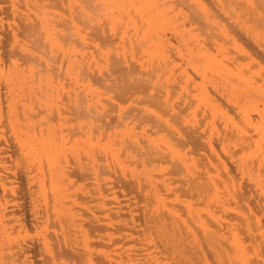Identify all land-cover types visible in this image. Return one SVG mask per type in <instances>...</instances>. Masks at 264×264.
I'll return each instance as SVG.
<instances>
[{
  "label": "bare ground",
  "instance_id": "bare-ground-1",
  "mask_svg": "<svg viewBox=\"0 0 264 264\" xmlns=\"http://www.w3.org/2000/svg\"><path fill=\"white\" fill-rule=\"evenodd\" d=\"M46 1L0 22V264H264V0Z\"/></svg>",
  "mask_w": 264,
  "mask_h": 264
},
{
  "label": "rangeland",
  "instance_id": "rangeland-1",
  "mask_svg": "<svg viewBox=\"0 0 264 264\" xmlns=\"http://www.w3.org/2000/svg\"><path fill=\"white\" fill-rule=\"evenodd\" d=\"M10 1H12L11 3H12V5H13L12 10L10 11V14H11V12H12V14H13V11H14V12H15V13H14L15 15H14V14H13V16H12V15H9V14H8V15H9V16H12V18H13V17H14V18H13V20H12L11 17H8V18H7V17H6L7 14L4 15V14H5V13H4L3 15H2V14L0 15V19H1L0 22L6 20V21H9V22H6V21H5V23H8V24H10V25H11V24H15V23H18V24H19V22H18V19H19V18H17L18 16L16 15V14H19V12H20V15H23V14L25 15V13H26V15H31V16H32V14H33V15H36L37 9L35 8V9H36V10H35V9L32 8V7H31L32 10H31L30 8H26V6H24L25 4L22 3L23 0H20V1H19V0H16L18 4L15 3V0H10ZM44 1L47 2L46 0H44ZM32 2H33V1H32ZM37 2H38V1H37ZM13 3H14V4H13ZM20 3H22V5H20ZM41 3H42V2H40V4H41ZM47 3H49V1H48ZM23 4H24V5H23ZM38 4H39V2H38ZM14 5L16 6V10L19 9V10H17V12H16V10H15ZM19 5H20V7H19ZM23 6H24L25 9H22ZM28 7H30V6L28 5ZM20 8H21L22 10H20ZM45 8L48 9V12H50V13H49L50 15H49V14L46 15V17H47L48 19H52V20H48V23H49V24L54 23V19H56V18H55V16H56L55 13H57V12L60 13V11H59L58 9L56 10V9H55L56 7H52V11H51V6H49V7H45V5H44V9H45ZM29 9H30V10H29ZM46 9H45V10H46ZM49 9H50V10H49ZM54 9H55L56 11H55ZM23 10H24V11H23ZM26 10H28V12H27ZM32 11H33V13H32ZM34 11H35V12H34ZM46 11H47V10H46ZM53 11H54V12H53ZM29 12H31V13H29ZM51 12H53V13H52L53 15L55 14V15H54V18H50V17H49V16L53 17L52 14H51ZM61 14H62V13H61ZM1 16L3 17V19L1 18ZM16 16H17V17H16ZM4 17L7 18L8 20L5 19ZM15 18H16L17 20H16ZM32 18H33V17H32ZM9 19H10V20H9ZM11 20H12L13 22H14V21H15V22L13 23ZM10 21H11L12 23H11ZM50 21H51V23H50ZM2 23H3V25H5L4 22H2ZM78 24H79V27H81L82 30H86V31H85L86 33H85V32L83 33V34H85L84 37H86V38H85L86 44H87V45L91 44L90 47H91V46L93 47L92 43H93L95 46H96V45H99V42L97 43V41H95V37H94V34H93V33H92L93 36H91V35H92L91 32H93V30H92L91 28L86 29L87 26L85 27V25H83V24H82V25H83L84 27H82V25H81L80 23H78ZM6 25H7V24H6ZM16 25H17V24H16ZM88 27H89V26H88ZM89 29H90V30H89ZM88 31H89V33H88ZM130 31H132V30H130ZM14 32H15L16 46L18 47V46L20 45L18 48H20L21 46L24 45L23 47H25L26 49H29V51H33L34 53H36L35 51H37V50H42V48H40V49L38 48V49H37V48H35V47H33V48H35L36 50H32V48H30V46H29V44L32 46V43H31V42H30V43L28 42V41H30V40L28 39V41H27V40L23 39V38H24L23 36H21V37H22V38H21L20 35L18 34V32H17L15 29H14ZM16 32H17L18 35L16 34ZM87 33H88L89 35H87ZM17 37H18V38H17ZM89 37L94 38V39H93V40H89V39H90ZM19 38H20V39H19ZM87 38H89V39H87ZM18 39H19V40H18ZM22 39L25 40V43H26V44L24 43V41H23V43H22ZM86 39H87V40H86ZM26 41H27V42H26ZM89 41H90V42H89ZM91 41H92V42H91ZM93 41H95V42H93ZM20 42H21V43H20ZM17 43H18V44H17ZM28 43H29V44H28ZM25 45H28L29 47H28V46H25ZM89 50L91 51L92 49L89 48L88 50L85 49L84 51L89 52ZM38 53H39V52L37 51L36 54L38 55ZM86 54H87V53H86ZM39 56H42V57H43L45 60H47L48 62L51 61V60H49V58L47 57L48 55H46V57H45V55H44V53H43V50L41 51V54H40ZM1 57H2V56H1V54H0V58H1ZM47 58H48V59H47ZM88 58H90L89 54H88V57H86V59H88ZM57 60H58V58H57ZM54 61H56V60H54ZM51 63H53V61H51ZM55 63H56V62H54L53 64H55ZM57 63H59V62H57ZM31 65H32V64H31ZM33 66L36 67V64H35V65L33 64ZM35 67H34V68H35ZM40 68H41V67H39V66L37 65V68H35V69H40ZM38 73H40V72H38ZM47 73H48V74L50 73L49 75H52V77H53V75H54L53 73H55V72H53V73H51V72H47ZM33 74H34V75H35V74L37 75V76L35 75V78H34V76L32 75L33 78H34V80H35L36 77H38V74H37L36 71H35ZM40 74L42 75V72H41ZM40 74H39V75H40ZM43 74L46 75L45 73H43ZM55 74L58 75V73H55ZM57 75H55L54 77H56ZM30 76H31V75H29L28 77H30ZM32 76H31L30 78L27 77V79H28L29 81H30V80H33V79H32ZM54 77H53L54 80H57V78L59 79V77H57L56 79H55ZM88 78H89L88 80L91 81V77L88 76ZM62 79H63V78H62ZM92 80H93V79H92ZM26 81H27V80H26ZM60 81H61V80H60ZM62 81H63V83H64V80H62ZM62 81H61V82H62ZM93 81H94V80H93ZM93 81H91V84H93ZM30 82H34V81H30ZM30 82H27L29 86L31 85ZM55 82H56V81H55ZM61 82H60V83H61ZM66 82H67V81H66ZM86 82H87V81H86ZM29 83H30V84H29ZM32 84H33V85L31 86L32 88L34 87V85H37L35 82L32 83ZM65 84H67V83H64V84H63V89H66L67 91L62 89L63 91L60 90V91H59V94H62V93L64 94V91L67 93V92L70 91L71 88H72L71 91H72V90L75 91V88L73 89V86L70 87V85L68 84L67 87H66ZM80 84H81V83H80ZM24 85H25L26 87H29V86H27L26 84H24ZM81 85H82V86H81ZM81 85H78L79 87H76V88H77V91H76L77 93H78V91H79V93H81L82 91L84 92V90H85L86 87L82 89L83 84H81ZM94 85L96 86L97 84H94ZM94 85H93V86H94ZM23 87H24V86H23ZM65 87H66V88H65ZM67 88H68V89H67ZM78 88H79V89H78ZM33 89H34V90H33ZM33 89H32V91H30L29 88L27 89V91H26V89H25V90H24V91H25V93H24V94H25L24 98H25V97L27 98V96H28L29 93H30L29 97H30V100H31V101H30L29 99L26 100V101H28L27 104L30 105V104H29V101L32 102L30 106L32 107V109H35V110L37 111V109L35 108L37 104H34V103H36V100H35V99L33 100V98H35L34 95H35V96H36V95L38 96V94H36V92H35V90H37V87L35 86ZM68 90H69V91H68ZM101 90H104V89L101 88ZM33 91H34V92H33ZM80 91H81V92H80ZM85 91H86V90H85ZM61 92H62V93H61ZM83 92L81 93V95H83L84 93L86 94V92H84V93H83ZM66 93H65V95H66ZM63 94H62V95H56V97L54 96V101H53V102H56V104L54 103V105H55L54 107L58 106L59 112L61 111V113H62V114L59 113V115H61L60 117H62V118H63V117H64V118L66 117L67 120H68L69 117H67V116L69 115V113H70L69 111H71V110H69V108H68V110H69L68 112H69V113H68V115H67V113H66V111H65V115H66V116H64V114H63L64 111H62V109H60V108H62V107H65V109L67 110V107H66V106H67V105H66V101H64V100H67V98H66L65 95L63 96ZM85 94L83 95V98H84ZM26 95H27V96H26ZM37 96H36V97H37ZM57 96H60V97H61V98H59L60 101L58 100ZM62 96L65 97V98L63 99ZM87 96H88V95L86 94L85 98H86ZM108 96H109V94H107V97L103 95L102 97H104L105 102H104L103 99H101L98 103H96V102L94 101L93 97H92V98H91V104H90L91 107H93V108L96 109L97 111H103V112H101L102 114H105V113H106V114H108V115H111V113H112V116H114L115 114H117V112L121 113V111H122V116L125 117V113H126V117L131 116V113H130V115H129V113H128V109L132 108L131 105L134 104L133 102H129V103H127V105H126V103H124V104H123V103H122V104L120 103L121 105L118 104L119 107H118V106H111L110 104H108V101H107V100H110V99H112V98H111V96H109V97H108ZM38 97H39V96H38ZM38 97H37V98H38ZM55 99H57V100L55 101ZM92 99H93V101H92ZM33 101H34V103H33ZM57 101H59L61 104H60V103L58 104ZM61 101H63V102H61ZM101 101H102V102H101ZM114 101H115V100H114ZM64 102H65V104H64ZM93 102H94V103H93ZM92 103H93L94 105H93ZM105 103H106V105H105ZM117 103H118V102H117ZM95 105H96V106H95ZM129 105H130V106H129ZM97 106L99 107L100 110L97 109V108H98ZM120 106H122V108H121ZM127 106H128V107H127ZM145 106H146V105H145ZM37 107H38V106H37ZM96 107H97V108H96ZM105 107H106V109H105ZM115 107H116V108H115ZM125 107H126V109H125ZM129 107H130V108H129ZM146 107H147V106H146ZM147 108H148V107H147ZM56 109H57V107H56ZM65 109H63V110H65ZM101 109H102V110H101ZM108 109H109V110H108ZM119 109H120V110H119ZM35 110H34V111H35ZM105 111H109V112H105ZM54 113H55V115L58 114L57 110L54 109V111H53L51 114L53 115ZM109 113H110V114H109ZM113 113H114V114H113ZM123 113H124V114H123ZM158 114H159V113H158ZM70 115L73 116V114H70ZM53 116H54V115H53ZM71 116H70V117H71ZM54 117H55V116H54ZM56 117H57V115H56ZM128 118H129V117H128ZM128 118H126V120H125V118H124V120H125L124 122H127V123H129V124L131 123L130 125L128 124V126H133L134 124H137L136 121L133 120V121H134V122H133V121L131 120V117H130L129 119H128ZM122 120H123V119H122ZM128 120H130V121L128 122ZM62 121H63V120H62ZM135 122H136V123H135ZM132 123H133V124H132ZM64 124H65V123H63V126H64ZM65 125H69V124L66 123ZM141 126H142V128H146V129H147V128H149L150 125H147V124H141ZM141 126H140V127H141ZM64 127H65V126H64ZM111 128H114V126H111ZM114 129H118V128L115 127ZM137 129H138V128H137ZM95 130H96V129H95ZM95 130H94V131H95ZM139 130H140V128H139ZM139 130H138V131H139ZM96 131H97V130H96ZM135 131H136V130H135ZM95 133H96V132H95ZM95 133H94V134H95ZM136 134L138 135L139 132L136 131ZM120 157H121V156H120ZM121 159H122V158H121ZM107 160H108V161H107V164H108V165H107V166H108L107 171H108V172L106 173V175H107V174H108V175H107V176L104 175L106 178H108V179H107V182H109V181L114 182V183H115V182H118L119 184H117V185H120V183H122V182H119V181H117V180H119V179H121L120 181H123L124 179H125V180H127V179H128V180H131V179H129V178H132V180H133L134 178H138V180H139L140 182H143L142 180H140V178L142 177V173H141L140 167H136V169H133V171H134V173H133V177H130V176H129V175H131V172L129 171L131 167H128V168H126V169L122 168V169L126 170V172L123 171V174H125V176H124V178H123L122 170H119L118 167L116 166V164H114V163H112L111 161H109V159H107ZM122 160L124 161V159H122ZM108 162H109V163L111 162V163L109 164ZM96 165H97V163H94V164H93L94 168L97 167ZM109 165H110V166H109ZM124 165H125V163H124ZM115 166H116V167H115ZM124 167H125V166H124ZM113 168H114V169H113ZM139 170H140V171H139ZM128 171H129V172H128ZM118 172H119L120 174H119ZM124 172H125V173H124ZM136 173H138L139 175L136 174ZM127 174H128V176H127ZM135 174L137 175L136 177H135ZM111 175H112V176H111ZM119 175H120L121 177H120ZM115 176H116V177H115ZM117 177H118V178H117ZM119 177H120V178H119ZM139 177H140V178H139ZM116 178H117V179H116ZM122 178H123V179H122ZM110 179H111V180H110ZM79 181H80V180H79ZM79 181H77V182L79 183ZM82 181H83V180L80 181V184H81ZM85 182H86V181H85ZM85 182H84L83 184H85ZM109 183H110V182H109ZM110 185H112V183H111ZM114 187H115V186H114ZM116 189H117V188H116ZM90 191H91V190H90ZM87 192H89V190H87ZM89 193H90V192H89ZM90 195H91V198H92V197L94 196V195H93V192H91ZM88 198H89V197H88ZM88 198L84 199V201L86 200V202H88L89 205H92V204L95 203V202H93V201H92V202H91V201H88V200H90V198H89V199H88ZM78 199H79V198H78ZM82 199H83V198H81V200H80V199L78 200V203H79V204H80L79 201L84 202ZM87 199H88V200H87ZM88 203H85V202H84V203H83V204H84V207H85V204H86V208H87V206H89ZM91 203H92V204H91ZM97 205H99V204L97 203ZM29 233L32 234L33 232H32V233L29 232ZM29 233H28V234H29ZM113 236L116 237V236H117V233L114 234ZM113 236H112V237H113ZM114 243H115V242H114ZM111 244H112V243H111ZM111 244H110V246H111ZM116 244L119 246V243L116 242ZM112 245H114V244H112ZM120 245H121V246H120L119 248L121 249V248H122V244L120 243ZM127 245H129V247H130V244H127ZM127 245H125V247H127ZM115 246H116V245H114L113 247L115 248ZM111 247H112V246H111ZM111 247L109 248L110 250H111ZM125 247H124V244H123V248H124V249H125ZM114 248H112V250H113V253H114V251H115V253H116L115 256L120 255V256H118V257H121V258H122L121 262H123V261L125 262L126 258L123 259V257L125 256V255H124L125 253L123 254V252H124L123 250H124V249H123V248H122L123 250H122V249H121V250L119 249V250H120V251H119V250H117V249H118L117 246H116V249H114ZM127 248H128V247H127ZM127 248H126V249H127ZM112 250L110 251V252H111V255L113 254V253H112ZM116 251H118V252H116ZM122 251H123V252H122ZM115 253H114V254H115ZM117 253H118V254H117ZM114 254H113V255H114ZM113 255H112V256H113ZM112 256H111V257H112ZM36 258H37V257H36ZM112 259H114V258H112ZM33 260H35V259H33ZM115 260L117 261L118 259L116 258ZM124 262H123V263H124ZM126 262H127V260H126ZM126 262H125V263H126ZM32 264H36V263L33 262Z\"/></svg>",
  "mask_w": 264,
  "mask_h": 264
}]
</instances>
